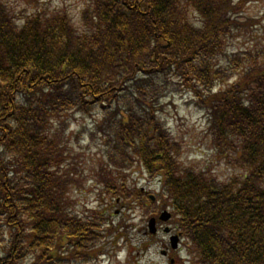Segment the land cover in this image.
<instances>
[{"label": "trees", "instance_id": "16d2710c", "mask_svg": "<svg viewBox=\"0 0 264 264\" xmlns=\"http://www.w3.org/2000/svg\"><path fill=\"white\" fill-rule=\"evenodd\" d=\"M251 2L87 0L77 22L50 4L19 16L0 0V264H85L105 253L106 228L127 232V218L76 210L85 177L66 164L86 151L111 202L171 208L190 264H264V14ZM179 93L242 173L182 163L161 121ZM135 169L159 184L154 201Z\"/></svg>", "mask_w": 264, "mask_h": 264}, {"label": "rangeland", "instance_id": "374dc122", "mask_svg": "<svg viewBox=\"0 0 264 264\" xmlns=\"http://www.w3.org/2000/svg\"><path fill=\"white\" fill-rule=\"evenodd\" d=\"M14 11L21 16L28 11L34 4L44 7L48 4V10L65 11L72 19L78 22L80 12L87 0H8ZM249 13L254 15L264 14V0H253L250 3ZM264 24V22H263ZM257 37L264 36V31L260 32ZM196 99L187 93H179L171 99L164 102V112L161 113V121L165 127L170 128L173 135L182 143L183 164L194 166L195 169H211L220 179H228L234 175L242 173L236 169L233 163L228 159L225 152L219 154L213 147L211 135L209 134L205 113L196 106ZM73 131H76L83 118H76ZM88 118L86 122H90ZM75 140V139H74ZM73 140V141H74ZM88 139L84 142L87 143ZM84 153V150L76 148L75 154ZM227 154H235L228 151ZM98 155L94 151H86L76 160H69L66 167L70 172L73 168L81 170L85 180L82 185L74 187L71 191V197L75 201L76 210L81 212L86 208H99L107 210L113 223H117L121 218H127L126 233L121 237L111 235L110 228L106 237L107 247L105 253L98 256L96 261L85 264H170L168 257L161 254L162 250L169 251V257L175 259V264H190L191 255L188 252L187 242L181 238L177 249H172L169 243V237L162 230L166 225L172 228V232L179 233L175 225L159 224L160 232L154 238L145 236V230L150 216L145 218L147 212H155L156 208H140L133 204L132 201L121 204L111 202L110 197L101 194L100 185L94 177V172L99 167ZM147 174L141 173L140 169H135L131 173V180L137 183V186L151 191L153 187L159 188V184H150L146 178ZM156 192V191H154ZM157 193V192H156ZM128 204V207L126 205ZM167 208L171 211L170 207ZM149 215V214H148ZM115 221V222H114ZM122 231H124L122 229ZM3 244H0V249ZM66 264V262H63ZM69 264H83L80 261H73Z\"/></svg>", "mask_w": 264, "mask_h": 264}, {"label": "water", "instance_id": "95a60500", "mask_svg": "<svg viewBox=\"0 0 264 264\" xmlns=\"http://www.w3.org/2000/svg\"><path fill=\"white\" fill-rule=\"evenodd\" d=\"M160 218L166 221L170 218V213H168L167 211H164L162 215L160 216ZM155 224H156V219L152 218L149 223V227L152 233L156 232ZM166 231H168V228L166 229ZM171 242H172V247L175 248L178 242V236H171Z\"/></svg>", "mask_w": 264, "mask_h": 264}]
</instances>
